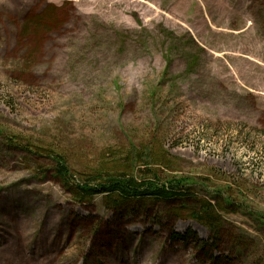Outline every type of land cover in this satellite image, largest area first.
Segmentation results:
<instances>
[{
    "label": "rangeland",
    "instance_id": "obj_1",
    "mask_svg": "<svg viewBox=\"0 0 264 264\" xmlns=\"http://www.w3.org/2000/svg\"><path fill=\"white\" fill-rule=\"evenodd\" d=\"M57 156L225 212L76 202ZM0 264H264V0H0Z\"/></svg>",
    "mask_w": 264,
    "mask_h": 264
},
{
    "label": "trees",
    "instance_id": "obj_2",
    "mask_svg": "<svg viewBox=\"0 0 264 264\" xmlns=\"http://www.w3.org/2000/svg\"><path fill=\"white\" fill-rule=\"evenodd\" d=\"M162 159V158H160ZM56 175L64 189L76 202H85L101 197L103 204L111 210L122 211L132 205L144 208L149 202L188 201L193 203L191 208L184 207L177 211V215L184 216L205 226L209 231L216 232L219 224L218 215L225 212L208 200H199L193 192L196 185L187 178H171L162 180L159 175L151 174L149 177L137 178L123 166L128 167L125 161L118 159L109 164L108 169H102L74 174L61 157H56ZM162 165L163 160H155ZM151 164V163H149ZM148 164V165H149ZM157 164V165H159ZM135 173V172H134ZM205 187V186H204ZM231 204L227 202V205ZM183 241L185 236L177 234Z\"/></svg>",
    "mask_w": 264,
    "mask_h": 264
}]
</instances>
